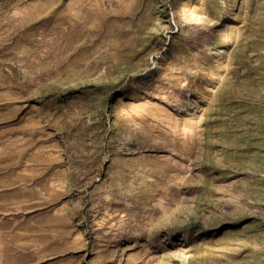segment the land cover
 I'll list each match as a JSON object with an SVG mask.
<instances>
[{
	"label": "rangeland",
	"instance_id": "1",
	"mask_svg": "<svg viewBox=\"0 0 264 264\" xmlns=\"http://www.w3.org/2000/svg\"><path fill=\"white\" fill-rule=\"evenodd\" d=\"M0 264H264V0H0Z\"/></svg>",
	"mask_w": 264,
	"mask_h": 264
}]
</instances>
